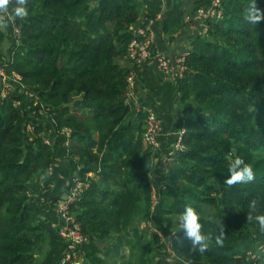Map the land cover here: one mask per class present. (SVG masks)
<instances>
[{"label": "trees", "instance_id": "1", "mask_svg": "<svg viewBox=\"0 0 264 264\" xmlns=\"http://www.w3.org/2000/svg\"><path fill=\"white\" fill-rule=\"evenodd\" d=\"M165 1L30 0L29 16L15 22L21 35L11 23L0 30V69L14 85L3 96L0 75V264L38 263L48 233L43 214L78 182L83 192L70 213L88 238V264H264V233L247 221L253 199L264 214V23L245 21L248 0H222L223 18L194 36L177 82L184 149L159 184L151 179L155 151L143 137L147 113L128 102V76L138 67L127 55L131 26L142 20L164 14L169 37L185 27L187 0H170L168 9ZM257 4L264 9V0ZM59 156L76 163L66 190L32 189ZM237 157L255 179L229 187ZM185 205L202 214L207 234L216 231L207 218L222 219L223 247L213 239L202 256L187 255L190 241L175 223ZM58 238L61 264L66 244Z\"/></svg>", "mask_w": 264, "mask_h": 264}, {"label": "crops", "instance_id": "2", "mask_svg": "<svg viewBox=\"0 0 264 264\" xmlns=\"http://www.w3.org/2000/svg\"><path fill=\"white\" fill-rule=\"evenodd\" d=\"M196 1L198 0H187L186 5L190 14L197 7L195 6ZM169 3L170 0L165 1V9H168ZM163 15L153 21L149 27L153 36V53L166 52L172 57L189 53L192 40L196 35L187 25L173 37L165 35L162 25ZM125 62L122 61V63ZM134 82L135 85L128 96L130 106L135 111L137 109L146 111V109L153 107L161 112L163 117L162 130L159 135L162 149L155 153L154 171L151 175L152 180L162 184L170 169L168 165L162 162L163 154L172 153L176 157L175 133L182 130L183 120L177 82L166 77L153 63H146L138 67ZM63 157L59 156V163L56 166L35 177L30 183V187L32 189H45L48 187L55 194L63 189L66 190L69 186L70 175H72L70 170L75 172L76 163L70 160L67 162L68 158L65 161ZM62 162L64 163L63 165ZM63 196L64 194L61 197ZM61 197L60 199L62 200L63 198ZM60 199H58L53 209H47L43 214L48 233L43 240L37 264H56L63 252L64 244L57 236L58 230L63 224V218L57 210Z\"/></svg>", "mask_w": 264, "mask_h": 264}, {"label": "built area", "instance_id": "3", "mask_svg": "<svg viewBox=\"0 0 264 264\" xmlns=\"http://www.w3.org/2000/svg\"><path fill=\"white\" fill-rule=\"evenodd\" d=\"M223 15L224 7L222 0H208L206 4L197 7V9H195L191 14L186 16L185 24L194 32H197L196 34L205 35L209 30V22L218 21L223 18ZM159 17H161V15H159L158 18ZM150 24H146L145 20H142L138 25L131 26V30L134 33V38L129 44L127 59L137 67H141L146 63H153L161 73L175 82L184 79L187 71L186 60L189 53H184L176 57H172L166 52L153 53V36L149 29ZM14 25V35L19 37L21 35V31L15 23ZM0 75L3 78L5 85L3 96H6L5 91L9 88L8 84H11L4 72L3 67L0 69ZM135 75L136 71L133 70L128 76L129 94L135 85ZM30 95L33 97V94L30 93ZM139 111L140 109H137V112ZM146 113L147 116L145 120V131L143 135L144 142L148 146H151L156 153L162 149L159 135L162 130L163 121L153 107L146 109ZM66 132L69 133V130H66ZM184 134V129L175 133L177 136V140L174 145L176 152L184 149ZM47 142L49 143V140H47ZM67 143H69V140ZM162 158V162L165 165H169L175 161V157L172 153L163 154ZM82 192V183L78 182L76 188L71 190V193L68 194L64 200L62 199L57 206V210L60 216L63 218V224L58 230V235L65 241L66 244L64 257L61 261V264L66 262H72V264H81L83 262L86 263L85 254L88 238L84 235L81 224L70 213V205L82 195ZM40 201L44 202L46 199L40 197ZM157 203V190L156 187L152 185V207L155 208ZM168 246V250L170 251L171 242H168ZM263 248L264 246L260 247V249Z\"/></svg>", "mask_w": 264, "mask_h": 264}, {"label": "clouds", "instance_id": "4", "mask_svg": "<svg viewBox=\"0 0 264 264\" xmlns=\"http://www.w3.org/2000/svg\"><path fill=\"white\" fill-rule=\"evenodd\" d=\"M29 2L30 0H14V6L10 11L9 6L13 4V0H0V30L7 28L10 23L14 24L17 19H26L29 16ZM244 19L252 26L264 23V9L258 6L257 0H248ZM228 171L229 175L224 183L229 187L240 183H248L255 179L253 167L241 157H237L231 162ZM248 207L247 221L257 224L259 231L264 233V214L258 213L257 201L253 199ZM207 219L208 223L216 225L214 234L204 232L202 214L195 207L185 205L183 211L177 214L175 223L179 232H183L185 238L190 241L191 246L188 250V256H202L205 254L209 250L210 241L213 239L217 246H224L227 237L226 225L222 222V219H214L211 216ZM172 234L175 235L176 233L172 232ZM189 264H192L191 260H189Z\"/></svg>", "mask_w": 264, "mask_h": 264}, {"label": "rangeland", "instance_id": "5", "mask_svg": "<svg viewBox=\"0 0 264 264\" xmlns=\"http://www.w3.org/2000/svg\"><path fill=\"white\" fill-rule=\"evenodd\" d=\"M186 6H187V5H186ZM187 8H188V6H187ZM189 8H190V6H189ZM188 14H190V13H188ZM188 14H187V15H188ZM191 31H193V30L191 29ZM193 33H194V35H198V34H196L197 32H194V31H193ZM191 34H192V33H191ZM7 84H8V83H7ZM8 86H9V88L6 89V91H5V95H7L8 92H10V91L14 88V87H13L14 85H9V84H8ZM7 91H8V92H7ZM29 129H31V127H29ZM68 130H69V129H68ZM69 131H70V130H69ZM70 143H71V142L69 141V143H67V145H70ZM80 190H81V189H80ZM63 200H64V199H63ZM141 228H142V229L146 228V227H145V223H144V221L142 222ZM247 245H248V244H245L244 242H243V244H242V246L245 247V248L247 247ZM100 246H101L102 252H104V249H105V247L108 246V244H107V243H104V244H101ZM249 252H252V251H249ZM102 255H103V253H102ZM258 255H259V253H258ZM258 255H257V256H258ZM122 256L125 257V258H128V256H129V251H128V248H127V247H125V248L122 250ZM122 260H123V258H122V259L120 258V259H118V262L121 263ZM81 264H86V263L83 262V263H81Z\"/></svg>", "mask_w": 264, "mask_h": 264}]
</instances>
